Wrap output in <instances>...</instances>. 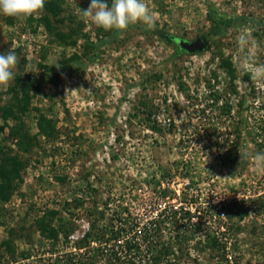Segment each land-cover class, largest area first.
Here are the masks:
<instances>
[{
    "label": "rangeland",
    "instance_id": "rangeland-1",
    "mask_svg": "<svg viewBox=\"0 0 264 264\" xmlns=\"http://www.w3.org/2000/svg\"><path fill=\"white\" fill-rule=\"evenodd\" d=\"M54 1L58 17L46 10L26 21L0 15V53L11 49L19 58L14 80L0 86V162L19 156L24 163L12 193L0 200V264H49L73 249L92 218L102 212L110 218L117 206L129 207L142 219L154 204L185 206L196 213L193 222H204L198 236L226 232L225 207L235 202L238 212L226 236L230 253L238 255L240 264H264V165L252 159L257 153L252 143L255 153L240 149L250 156L246 171L223 165L230 131L218 129L219 112L207 106L208 83L221 90L229 80L218 68L220 58L229 57L239 74L235 101L249 92V73L261 97L248 99L247 115H259L264 79L254 80L251 68L264 64V27L238 25L211 36L208 51L178 54L176 43L167 44L143 23L113 33L85 22L77 7L87 9L91 0ZM105 2L111 6L112 0ZM146 3L156 14L154 29L188 42L210 33L211 11L264 24V0ZM242 34L248 38L243 47L238 44ZM19 76L26 77L31 100L20 120L6 122L1 108L13 100L10 91ZM144 105L162 132L148 126ZM239 112L235 107L233 114ZM42 116L56 128L52 136L40 131ZM21 124L29 151L19 148L12 133ZM163 190H168L165 198ZM50 210L74 229L70 244L62 235L57 244L43 235L38 220ZM56 218L54 227L62 224Z\"/></svg>",
    "mask_w": 264,
    "mask_h": 264
},
{
    "label": "trees",
    "instance_id": "trees-1",
    "mask_svg": "<svg viewBox=\"0 0 264 264\" xmlns=\"http://www.w3.org/2000/svg\"><path fill=\"white\" fill-rule=\"evenodd\" d=\"M58 7L54 0H46L44 10L48 11L49 15L58 17ZM214 15L211 11L210 19L213 26L210 33L202 37L208 45L206 51L212 47L209 41L211 36H221L238 25L244 28L262 29L264 27L260 20L253 17L226 18ZM45 23L48 29H53L47 17ZM145 30L156 34L167 44H177V41L181 40L161 30L148 28ZM113 33L116 31L113 30ZM113 33L109 36H114ZM57 36L65 39L61 33ZM107 38L109 39L107 36L104 41H108ZM177 48L178 54L186 52L178 45ZM218 68L224 70L229 80L221 90H216L212 84L208 83L210 103L207 106L219 112L215 118L218 129L225 127L227 132L230 131L226 140L230 148L221 157L223 165L231 170L243 172L250 166V156L240 159L239 153L242 157L244 156V153L240 152L242 146L251 153L264 151V103L256 108L259 111L258 116L253 113L247 115L251 111V107L247 104L248 99L252 98L254 102H257V99L261 97L260 88L257 89L251 82V75L248 73L246 80L250 81L249 92L236 102L235 97L240 95L236 84L239 77L237 67L232 58L221 57ZM213 76L218 81L216 72ZM30 91L26 77L19 76L11 87L13 100L1 108L2 118L6 122L11 118L21 119L20 114L25 113L26 106L31 100ZM143 107L145 110H142V113L148 114L146 119L148 126L155 132H162L163 126L153 119L150 107L147 105ZM235 107L240 110L237 115L233 114ZM252 119H254L253 123H251ZM38 126L44 135L52 136L56 131L52 122L44 116L39 120ZM22 131V124L12 129L13 135L19 139L17 142L19 148L29 151L27 148L29 138ZM231 135L235 137L232 141L229 139ZM218 143L220 144L219 141ZM251 143L255 145V152H252L249 147ZM23 168L24 163L19 156L9 157L8 160L0 162V200H5L12 193L13 181L19 179ZM167 191L163 190L164 193H161V196L165 198ZM259 200L262 199L259 198ZM105 205L109 206L107 203ZM232 205L225 207L227 211L224 213L229 223L226 232L221 231L216 234L205 232L201 237L198 236V230H201L204 222L203 220L199 223L193 222L196 213H193L191 208L176 207L168 203L164 206L154 204L150 208L149 216L142 219L135 216L129 207L117 206L119 210H114L110 218L106 216V212L100 213L99 218H92L89 231L73 242L71 245L73 249L57 255L49 264H202L203 261L214 262L213 264H240L238 255L234 256L230 253L228 238H226L230 228L234 227L231 223L238 212L237 202ZM211 208L210 206L207 208L206 211L209 212L207 215L211 214ZM59 214L55 210L45 212L44 216L38 220L39 227L43 235L55 244L58 243L61 235L66 243L70 244L68 240L73 235L74 229L68 227L69 222L65 225ZM71 215L74 216V214ZM56 217L62 224L54 227L51 222L56 221Z\"/></svg>",
    "mask_w": 264,
    "mask_h": 264
},
{
    "label": "clouds",
    "instance_id": "clouds-1",
    "mask_svg": "<svg viewBox=\"0 0 264 264\" xmlns=\"http://www.w3.org/2000/svg\"><path fill=\"white\" fill-rule=\"evenodd\" d=\"M46 0H0V15L26 21L45 8ZM79 16L85 22H91L105 31L122 33L130 25L143 23L148 29L155 28L156 14L150 10L146 0H112L111 6L105 0H91L87 9L78 8ZM248 43L246 34L238 37V44L243 47ZM19 58L14 50L0 53V86H8L15 78V69ZM254 80L264 79V64L251 68ZM240 159L247 158L244 154ZM252 159L257 166L264 165V152H257ZM207 163V160H206Z\"/></svg>",
    "mask_w": 264,
    "mask_h": 264
},
{
    "label": "water",
    "instance_id": "water-1",
    "mask_svg": "<svg viewBox=\"0 0 264 264\" xmlns=\"http://www.w3.org/2000/svg\"><path fill=\"white\" fill-rule=\"evenodd\" d=\"M177 45L184 49L188 53L204 52L207 49V43L203 38H198L194 42H188L185 40H178Z\"/></svg>",
    "mask_w": 264,
    "mask_h": 264
}]
</instances>
